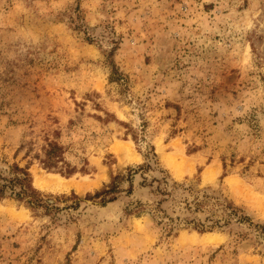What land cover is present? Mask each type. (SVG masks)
Returning a JSON list of instances; mask_svg holds the SVG:
<instances>
[{"label":"rangeland","instance_id":"1","mask_svg":"<svg viewBox=\"0 0 264 264\" xmlns=\"http://www.w3.org/2000/svg\"><path fill=\"white\" fill-rule=\"evenodd\" d=\"M14 163L54 207L0 200V264H264V0H0Z\"/></svg>","mask_w":264,"mask_h":264},{"label":"trees","instance_id":"2","mask_svg":"<svg viewBox=\"0 0 264 264\" xmlns=\"http://www.w3.org/2000/svg\"><path fill=\"white\" fill-rule=\"evenodd\" d=\"M43 152L44 156L40 158V160L46 168L59 170L65 175H72L77 171L75 166H72L65 160V149L57 140L49 137L46 138V145L43 147ZM39 157L40 156L38 155V158ZM84 165L85 166L81 168V171L86 172V165H88L87 160H85ZM146 166L149 169L151 167L150 164H147ZM130 176H133L132 173ZM124 178V175L117 176L113 183L108 186V189L102 192H97L96 196L108 195L116 192L118 189L117 180L120 182L123 181ZM165 183L167 184V181H165ZM7 197L25 202L34 209L45 208L47 212L52 209L51 207H54L44 198L43 193L34 187L29 167H22L18 163H14L10 165L8 169L0 171V200ZM204 197L207 198V195L204 194ZM196 205L198 208L203 206L200 200L196 202ZM227 207L229 208L230 206L227 205ZM238 211V209L233 207L230 215H236ZM205 229L206 227L202 225L201 231H205Z\"/></svg>","mask_w":264,"mask_h":264},{"label":"bare ground","instance_id":"3","mask_svg":"<svg viewBox=\"0 0 264 264\" xmlns=\"http://www.w3.org/2000/svg\"><path fill=\"white\" fill-rule=\"evenodd\" d=\"M215 170V169H214ZM213 174H214V171H213V169H211V168H209L207 171H205V177L207 178V177H210L211 178V176H213ZM48 182H51V181H48ZM47 181H45V179H42V178H40L39 176H37V179H35V184H37V185H39V186H44V185H47V183H48ZM55 185L56 186H59L60 188H62V189H67V188H69V187H71L72 185H73V183H71V182H64V181H62V180H59V182H57V183H55ZM55 186V187H56ZM78 188H79V190H81V188H82V186L81 185H79L78 186Z\"/></svg>","mask_w":264,"mask_h":264}]
</instances>
